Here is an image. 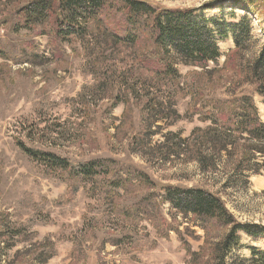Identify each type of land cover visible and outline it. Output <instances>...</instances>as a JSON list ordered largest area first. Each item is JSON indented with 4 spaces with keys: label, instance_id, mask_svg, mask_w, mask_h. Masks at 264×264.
Returning <instances> with one entry per match:
<instances>
[{
    "label": "rangeland",
    "instance_id": "rangeland-1",
    "mask_svg": "<svg viewBox=\"0 0 264 264\" xmlns=\"http://www.w3.org/2000/svg\"><path fill=\"white\" fill-rule=\"evenodd\" d=\"M15 1L0 0V236L8 229L21 234L11 240L16 245L11 250L9 238H0V264H31L49 249L54 253L47 264H186L183 241L198 252L205 232L169 206L158 211L149 205L152 186L212 187L239 222L264 228L263 160L251 168L254 173L242 175L245 181L227 182L231 169L220 166L205 176L198 162L171 156L164 138L174 133L187 139L205 129L208 107L232 95H252L264 123V98L242 70L253 54L232 55L233 33L216 35L222 55L217 63L173 62L179 80L160 84L141 68L144 56L151 65L160 60L149 57L153 48L147 41L139 48L112 43L86 48L77 40L54 41L48 29L41 36L14 34L1 21ZM139 1L166 11L193 10L225 27L248 17L258 49L264 43V0H247L259 9L254 13L234 0ZM109 15L110 26L115 19ZM129 68L132 78L122 75ZM136 136H142L141 147ZM22 145L73 164L116 161L125 168L124 180L111 174L95 181L74 178L46 168ZM241 245L237 253L249 257L248 247L264 250V235H244Z\"/></svg>",
    "mask_w": 264,
    "mask_h": 264
},
{
    "label": "trees",
    "instance_id": "trees-1",
    "mask_svg": "<svg viewBox=\"0 0 264 264\" xmlns=\"http://www.w3.org/2000/svg\"><path fill=\"white\" fill-rule=\"evenodd\" d=\"M15 5L8 17L1 21L14 34L26 31L41 36L48 29L54 41L65 44L77 40L86 48H101L111 43L113 47L139 48L144 46L141 45L143 41H147L145 45L153 48V54L149 57L154 55L160 60H157L158 65H151L144 56L141 68L153 73V79L160 84L179 80L180 75L173 62L202 67L217 63L222 55L216 35L223 38L227 32H231L235 43L232 55L243 57L248 53L253 54L242 70L245 79L255 88V93L264 98V43L258 49L252 21L248 17L241 19L239 24L225 27V23H220L216 18L206 21L196 17L193 10L166 11L139 0H16ZM234 5L247 12H259L254 2L247 0H234ZM109 14L115 19L110 26L106 24ZM231 59L226 66L230 65ZM126 74L132 78L133 69L122 73ZM133 83H145L152 88L155 86L147 79H135ZM155 88L162 89L158 86ZM208 109L210 112L205 121L209 125L205 129H195L187 139L174 133L164 136L166 145L172 147L171 156L198 162L205 176L216 174L223 166L226 171L232 170L227 182L245 181L243 177H246V172L254 173L250 170L260 167V160L264 164V123L253 96L232 95L224 102H213ZM134 140L137 146H142V136H136ZM22 148L46 168L68 172L74 178L95 181L113 175L116 181L124 180L125 173L122 172L125 168H118L116 161L73 164L24 145ZM233 175L235 177L231 178ZM141 179L148 183L147 179ZM154 187L156 190L152 186L153 198L149 205L158 211L162 205L169 206L176 215L191 219L192 224L205 232V244L198 252H192L189 244L183 241L189 255L186 264H264V250L248 247L249 257L237 253L243 247L244 235H264V228L239 222L221 194L213 191L212 187ZM165 224L170 226L167 220ZM17 232V229H8L0 236L9 238L5 243L10 250L16 246L11 240L21 234ZM53 253L52 249L42 252L31 264H47Z\"/></svg>",
    "mask_w": 264,
    "mask_h": 264
}]
</instances>
